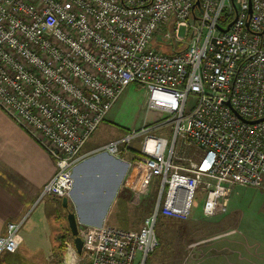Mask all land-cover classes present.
<instances>
[{
  "label": "built area",
  "instance_id": "obj_1",
  "mask_svg": "<svg viewBox=\"0 0 264 264\" xmlns=\"http://www.w3.org/2000/svg\"><path fill=\"white\" fill-rule=\"evenodd\" d=\"M130 84L162 116L91 154L137 144L157 177L151 213L138 230L79 227L64 264H151L159 217L187 219L199 189L210 216L235 186L264 188V0H0V108L57 166L40 198L70 196L85 143ZM22 225L7 224L0 255Z\"/></svg>",
  "mask_w": 264,
  "mask_h": 264
},
{
  "label": "crops",
  "instance_id": "obj_2",
  "mask_svg": "<svg viewBox=\"0 0 264 264\" xmlns=\"http://www.w3.org/2000/svg\"><path fill=\"white\" fill-rule=\"evenodd\" d=\"M119 99L85 143L82 152L87 156L74 170L71 211L75 213L79 227L103 224L121 227L112 221V211L118 203V212L122 217L125 216L127 199L124 187H128V183H136L135 186H139L142 183L157 182L142 165L141 158L133 165L135 171L131 172L129 156L126 153L121 157L105 153L91 154L100 145L124 136L126 131L123 129H129L113 120ZM157 115L161 113L158 112ZM147 116H144L138 126L158 119ZM56 170L53 157L44 147L0 108V235L5 234L9 222L23 220V228L35 209L39 210L33 219V225L40 222L39 226L42 228L38 230L39 235L30 231L29 234L26 228L24 234L19 236L17 250L0 255V264H22L28 261H31V264H46L49 261L58 245L56 233L63 227L64 216L56 215V202L62 198L53 195L40 198V193ZM61 208L64 210L63 204ZM29 212L31 213L28 216Z\"/></svg>",
  "mask_w": 264,
  "mask_h": 264
},
{
  "label": "rangeland",
  "instance_id": "obj_3",
  "mask_svg": "<svg viewBox=\"0 0 264 264\" xmlns=\"http://www.w3.org/2000/svg\"><path fill=\"white\" fill-rule=\"evenodd\" d=\"M145 100L147 91L141 85L130 84L115 106L113 120L129 128L123 129L128 132L142 126L138 124H141L146 115L160 118L162 115H157L158 111L151 112L153 110L147 108ZM137 147V144H134L123 152L129 156L131 172L135 171L133 165L141 158ZM177 150L179 154L186 155L193 152L194 148L179 143ZM155 178L157 181V177ZM135 185L136 183H128V187H124L127 199L125 216L122 217L118 212V203L114 205L112 211V221L131 230L141 228L144 218L153 207L158 189L157 182ZM204 196L205 193L199 189L194 198L192 212L185 220L159 217L156 227L159 245L150 256L151 264H264V188L235 186L228 194L226 210L217 211L210 216L203 213ZM68 201L69 207L64 210L61 208L62 200L56 202L58 205L56 215L64 216L63 230L59 229L56 233L54 229L58 245L47 262L49 264H64L68 261L65 244L67 239L71 238V232L66 214L71 211L72 192L68 196ZM38 210L35 209L31 215L29 212V220L19 230V236L24 234L26 228V232H37L39 235L38 230H42L40 222L33 225ZM31 263L28 261L22 264Z\"/></svg>",
  "mask_w": 264,
  "mask_h": 264
},
{
  "label": "water",
  "instance_id": "obj_4",
  "mask_svg": "<svg viewBox=\"0 0 264 264\" xmlns=\"http://www.w3.org/2000/svg\"><path fill=\"white\" fill-rule=\"evenodd\" d=\"M62 204L65 208L68 207V204H69L68 197L62 198ZM67 220H68V224H69L71 234L74 238L75 247H76L77 251L80 253L82 250L83 241L79 235V226H78V221H77V217H76L75 213L72 211H69L67 214Z\"/></svg>",
  "mask_w": 264,
  "mask_h": 264
}]
</instances>
